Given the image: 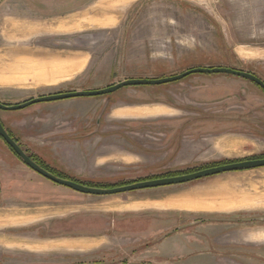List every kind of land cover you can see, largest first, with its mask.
I'll return each mask as SVG.
<instances>
[{
    "label": "rangeland",
    "instance_id": "rangeland-1",
    "mask_svg": "<svg viewBox=\"0 0 264 264\" xmlns=\"http://www.w3.org/2000/svg\"><path fill=\"white\" fill-rule=\"evenodd\" d=\"M243 2L0 0V101L18 104L200 66L233 67L264 80L263 30L243 18L234 26L235 9L248 8ZM0 118L49 166L104 185L264 155V89L226 73L0 109ZM223 190L231 191L224 196L233 205L225 211L97 217L91 230V217H49L95 200L111 201L118 214L135 200L213 201ZM262 197L264 167L86 194L35 172L0 139V264H264V242L220 241L236 229L264 228ZM34 212L43 217H25ZM253 233L264 238V230Z\"/></svg>",
    "mask_w": 264,
    "mask_h": 264
},
{
    "label": "water",
    "instance_id": "water-1",
    "mask_svg": "<svg viewBox=\"0 0 264 264\" xmlns=\"http://www.w3.org/2000/svg\"><path fill=\"white\" fill-rule=\"evenodd\" d=\"M195 73H226L236 75L248 80H251L257 83L264 89V80L258 75L245 71L236 69L228 66H216V67H194L190 68L182 73H178L176 75L159 77V78H128L122 81H119L113 85H110L105 88L99 89H83V90H72L65 92L52 93L47 95H42L38 97H33L29 100H26L22 103L18 104H6L0 101V109L1 110H20L24 109L30 105L40 103V102H51L63 99H71L77 97H87V96H99L105 95L109 93H113L123 87L127 86H136V85H160L169 82H174L181 80L191 74ZM0 136L4 138V140L14 149V151L21 157V159L33 170L43 175L44 177L69 188H72L76 191L86 193V194H94V195H113L119 194L134 190L154 188V187H162L174 184H182L191 182L194 180H198L200 178L213 176L229 171H236L242 169H252L264 167V156L246 158L233 160L221 164H216L212 166H208L205 168L196 169L191 172H186L182 174H177L173 176H163L157 178H150L145 180H138L128 184L114 186V187H96L90 186L81 182H78L73 179L63 178L57 176L52 173L48 169L41 166L38 162H36L31 156L27 153V151L20 145L17 140L12 137L9 133L2 120L0 119Z\"/></svg>",
    "mask_w": 264,
    "mask_h": 264
},
{
    "label": "crops",
    "instance_id": "crops-1",
    "mask_svg": "<svg viewBox=\"0 0 264 264\" xmlns=\"http://www.w3.org/2000/svg\"><path fill=\"white\" fill-rule=\"evenodd\" d=\"M248 5L247 9H244L243 12L237 10L234 11V26L241 24L243 18V23H249L250 28H256L259 31L263 30L264 32V0H244L243 6ZM242 14V16H241ZM244 26V25H243ZM68 100V99H67ZM130 107V106H125ZM169 112L174 113L175 111L172 108L165 107ZM167 113V114H168ZM144 118V117H142ZM36 172V171H35ZM38 173V172H37ZM231 192L228 190H223L220 192L218 199L213 201H206L202 199H194L191 196H170L164 199H144V200H135L128 202L126 206L128 208L121 209L123 213L118 211V214L114 210H120L117 208L109 207L111 201H99L96 200L93 203L88 204H76L73 205L71 209L57 208L52 211L49 217H91L94 225L89 224V230L96 229V219L97 217H147L149 215H155V213L160 214L162 209H189V210H219L225 211L231 208L232 202L229 198L224 196L225 193ZM262 201L264 197L261 198ZM261 201V202H262ZM182 202V203H181ZM264 202V201H263ZM262 202V203H263ZM108 206V207H107ZM131 207V208H130ZM41 212H34L29 216L25 217H43L39 215ZM24 217V216H23ZM59 219V218H57ZM112 227L111 222L108 221V228ZM258 230H264V228H246V229H236L233 231L234 234L223 235L221 242L225 243V240H229L237 243H244L249 245H259L261 242H264V238L260 239L256 236ZM86 238H96V236H91L88 234ZM236 239V240H235Z\"/></svg>",
    "mask_w": 264,
    "mask_h": 264
},
{
    "label": "trees",
    "instance_id": "trees-1",
    "mask_svg": "<svg viewBox=\"0 0 264 264\" xmlns=\"http://www.w3.org/2000/svg\"><path fill=\"white\" fill-rule=\"evenodd\" d=\"M192 75V74H191ZM190 76V75H189ZM1 119V118H0ZM2 120V119H1ZM3 122V121H2ZM4 124V123H3ZM5 125V124H4ZM6 127V126H5ZM7 130L9 131V133L12 135V137H14L17 142H19V139L7 128ZM0 139L4 142L5 146L13 153L15 154L22 162H24L21 157L14 151V149L4 140L3 137L0 136ZM20 145L22 146V144L20 143ZM27 151V150H26ZM27 153L31 156V158H33L36 162H38L41 166H43L44 168L48 169L49 171H51L52 173L56 174L57 176H60V177H63V178H69V179H73V180H76L78 182H81V183H84V184H87V185H90V186H96V187H114V186H119V185H124V184H128L129 182H121L119 184H114V185H104L102 184L101 182L99 181H94V180H80L76 177H73L63 171H58L57 169L49 166L42 158H40L39 156L33 154V153H30L27 151ZM264 156V155H262ZM225 162H228V161H224V162H220V163H214V164H211V165H216V164H221V163H225ZM25 163V162H24ZM211 165H208V166H211ZM204 167H207V166H203ZM197 168H193V169H187V170H184V171H176V172H171V173H168V174H164V175H161V176H156V177H153V178H157V177H163V176H173V175H177V174H182V173H186V172H191V171H194L196 170ZM145 179H148V178H141L139 180H145ZM138 181V180H136ZM134 182V181H132ZM131 183V182H130Z\"/></svg>",
    "mask_w": 264,
    "mask_h": 264
},
{
    "label": "bare ground",
    "instance_id": "bare-ground-1",
    "mask_svg": "<svg viewBox=\"0 0 264 264\" xmlns=\"http://www.w3.org/2000/svg\"><path fill=\"white\" fill-rule=\"evenodd\" d=\"M182 203V202H181Z\"/></svg>",
    "mask_w": 264,
    "mask_h": 264
}]
</instances>
